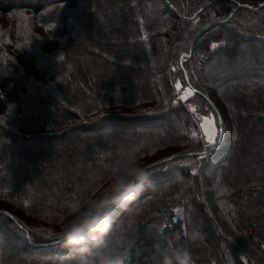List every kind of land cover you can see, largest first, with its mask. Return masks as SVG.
<instances>
[{"label":"trees","instance_id":"16d2710c","mask_svg":"<svg viewBox=\"0 0 264 264\" xmlns=\"http://www.w3.org/2000/svg\"><path fill=\"white\" fill-rule=\"evenodd\" d=\"M262 3L0 0V264H76L59 233L129 152L177 157L114 208L90 264H161L155 245L177 235L194 264H264V84L244 81L264 56ZM188 102L217 115L215 144Z\"/></svg>","mask_w":264,"mask_h":264},{"label":"clouds","instance_id":"9594fccd","mask_svg":"<svg viewBox=\"0 0 264 264\" xmlns=\"http://www.w3.org/2000/svg\"><path fill=\"white\" fill-rule=\"evenodd\" d=\"M151 175L149 168L138 162L135 152H129L117 162L110 183L79 205L59 233L69 248L66 256L74 258L76 264H90L94 256L107 249L108 237L113 231L114 208L136 201L145 187L151 185ZM177 180L182 177L177 176ZM162 232L160 229L157 235ZM185 235L190 242L203 239L202 233L195 230ZM166 243L165 248L155 245L161 264H194L190 248L181 242L179 235ZM102 264H119V261L109 256L102 258Z\"/></svg>","mask_w":264,"mask_h":264},{"label":"rangeland","instance_id":"374dc122","mask_svg":"<svg viewBox=\"0 0 264 264\" xmlns=\"http://www.w3.org/2000/svg\"><path fill=\"white\" fill-rule=\"evenodd\" d=\"M239 1V0H238ZM242 2L243 1H261V0H241ZM220 5V4H219ZM219 5H217L215 8L217 9V7L219 6ZM9 18V17H8ZM260 17L258 16V17H252V19H254V20H258ZM254 23V22H253ZM253 49V53H248L247 52V54H246V52H245V54H246V58H243L244 59V63H248L249 62V60L251 59L250 57H252L253 55H254V51L256 50L255 49V45H254V47L252 48ZM243 51V50H242ZM242 51H241V53H242ZM243 54V53H242ZM249 54H250V56H249ZM243 56H244V54H243ZM256 58V59H255ZM255 58H253V67H255L254 69H252L251 71H250V75H249V78L248 79H245L244 81H248V82H257V80L258 81H260V82H262L261 84H264V67H259V68H262V69H257V67H258V65L259 64H264V56L262 55V54H259V57H255ZM258 78V79H257ZM206 87H211V84L210 85H208V86H206ZM252 87H255V86H252ZM183 93L184 92H178V94L179 95H181V96H183ZM186 93H184V95H185ZM232 94L233 95H235V97H237L238 98V96H239V98L241 97V91L239 90V89H237V90H234L233 92H232ZM244 98H245V95H244V93H243V95H242ZM193 96H191V97H189V98H192ZM221 105H224V103L221 101V102H219ZM188 105H189V108L191 109V111L195 114V118H197V120L199 121L198 123H199V128H200V134H199V138H202V139H204V142H205V145H208V138H207V136L205 135V128H207V130H208V133L209 134H213L214 135V138H215V140L217 141L218 139H219V135H220V132L221 131H223L220 127H219V124H218V117H217V115L213 112V114L214 115H209V112L208 113H206V115H204V113L203 112H201L200 110H199V108H198V106H196L195 105V103H190L189 104V102L187 103ZM205 116H208L209 117V119H210V123H206L205 122V120H204V117ZM220 116V115H219ZM251 123H252V121H250V122H239L238 123V125L240 126V128L242 129V130H244L245 132H247V130H248V128H250V126H251ZM202 125H203V127H202ZM251 136H252V138L253 139H255L257 136H255V135H253V134H251ZM244 157H247V158H251L252 160H256V161H258L259 159H258V156H257V154L255 153V152H253L252 150H249L247 153H246V155L244 156ZM250 159V160H251ZM249 161H247L246 159H242L241 160V163H243L244 165L245 164H247ZM183 163H185V164H191L192 163V160H185V161H183ZM197 166V165H196ZM196 166L194 167V170L196 171ZM264 183V182H263ZM246 195V194H245ZM251 196V195H250ZM227 209H229V208H227Z\"/></svg>","mask_w":264,"mask_h":264},{"label":"snow or ice","instance_id":"6c2138e0","mask_svg":"<svg viewBox=\"0 0 264 264\" xmlns=\"http://www.w3.org/2000/svg\"><path fill=\"white\" fill-rule=\"evenodd\" d=\"M260 7L264 8V5H261ZM216 47H217L216 44L212 45V48H216ZM60 59L63 60L64 57H60ZM180 59H181V64H183V61H184L185 57H181ZM185 77H187V72H185ZM187 87H188V93L186 95H183V96L180 97V99H182V100H186L188 98V95L193 94V92H194V90L192 89L191 85H188ZM175 88H176V90L178 92L181 91V88H182L181 83L177 82L176 85H175ZM204 120H205L206 123H210L211 122L208 116H205ZM202 127H203V125H202ZM193 135H195V133H193ZM205 135L208 138V145H213V144L216 143L214 135L213 134H209L207 128H205ZM170 159H174V158H170ZM180 211H181L180 209H176V212L179 213Z\"/></svg>","mask_w":264,"mask_h":264},{"label":"water","instance_id":"95a60500","mask_svg":"<svg viewBox=\"0 0 264 264\" xmlns=\"http://www.w3.org/2000/svg\"><path fill=\"white\" fill-rule=\"evenodd\" d=\"M262 5H264V3H262ZM219 122H220V124L222 123L221 117H219ZM175 157H177V155H172V156H170V157H167V158H164V159L158 160V161H156V162L150 164L149 166L151 167V166H154V165H158V164L163 163V162H166V161H168V160H172V159H170V158H175ZM149 166H148V167H149Z\"/></svg>","mask_w":264,"mask_h":264},{"label":"built area","instance_id":"2783aa9c","mask_svg":"<svg viewBox=\"0 0 264 264\" xmlns=\"http://www.w3.org/2000/svg\"><path fill=\"white\" fill-rule=\"evenodd\" d=\"M181 96V95H180ZM180 96H179V98H180Z\"/></svg>","mask_w":264,"mask_h":264}]
</instances>
